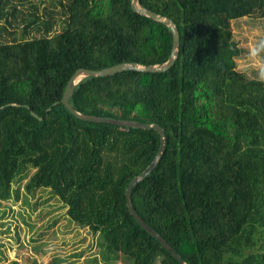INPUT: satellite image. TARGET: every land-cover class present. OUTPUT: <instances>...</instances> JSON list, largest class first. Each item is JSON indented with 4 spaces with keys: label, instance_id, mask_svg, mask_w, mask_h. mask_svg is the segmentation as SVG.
I'll use <instances>...</instances> for the list:
<instances>
[{
    "label": "trees",
    "instance_id": "trees-1",
    "mask_svg": "<svg viewBox=\"0 0 264 264\" xmlns=\"http://www.w3.org/2000/svg\"><path fill=\"white\" fill-rule=\"evenodd\" d=\"M138 3L175 23L174 64L83 77L68 101L84 114L163 128L164 150L130 201L186 263L264 264V79L234 69L229 28L252 12L264 17V0ZM171 47L169 27L130 0L41 8L0 0V200L18 198L25 180L26 195L47 189L70 222L97 234L105 263L122 255L132 264H180L136 222L124 194L156 155L158 131L82 120L53 105L79 68L161 63Z\"/></svg>",
    "mask_w": 264,
    "mask_h": 264
},
{
    "label": "rangeland",
    "instance_id": "rangeland-1",
    "mask_svg": "<svg viewBox=\"0 0 264 264\" xmlns=\"http://www.w3.org/2000/svg\"><path fill=\"white\" fill-rule=\"evenodd\" d=\"M32 1L41 8L48 0ZM23 7L27 8L28 3ZM229 28L237 49L234 69L248 79L263 80L264 17L252 12L230 19ZM20 69L28 72L26 58L21 59ZM24 182L19 186L18 198L0 200V264H132L122 255L105 263L97 234L70 222L65 207L47 189L26 195Z\"/></svg>",
    "mask_w": 264,
    "mask_h": 264
},
{
    "label": "water",
    "instance_id": "water-1",
    "mask_svg": "<svg viewBox=\"0 0 264 264\" xmlns=\"http://www.w3.org/2000/svg\"><path fill=\"white\" fill-rule=\"evenodd\" d=\"M131 1V7L132 9L142 15L148 16L152 18L153 20L159 21L169 27L172 33V47L171 52L167 60L161 63H155V64H141L137 62H121L117 63L111 66H107L101 69H89V68H79L77 69L68 80L62 97L53 103L56 104L57 102H61L74 116L87 121H94V122H105V123H111L116 124L124 127H134V128H143V129H155L158 131L160 135V144L158 151L154 158L151 160V162L135 177H133L127 184L124 194L126 197V206L130 214L133 216V218L136 220V222L145 229L150 235L155 237L163 246L165 249H167L179 262L180 264H188L186 263L182 257L175 251V249L169 244V242L160 234L158 233L153 227H151L149 224H147L135 211L134 207L131 204L130 201V191L132 187L142 180L144 177H146L150 171L153 170V168L156 166L163 150H164V144H165V133L163 128L156 124V123H143L140 121L135 120H124V119H116V118H110V117H104V116H96V115H89L84 114L76 109H74L68 99L75 87V85L86 76H92V77H102V76H109L112 74H115L117 72H121L124 70H136V71H142V72H162L169 69L175 62V59L177 57L178 53V45H179V34L177 27L175 23L167 16L160 15L154 11H151L147 8H144L139 5L138 0H130ZM51 108L48 107L47 110ZM34 116H37L34 112H31ZM41 119V117H39Z\"/></svg>",
    "mask_w": 264,
    "mask_h": 264
}]
</instances>
